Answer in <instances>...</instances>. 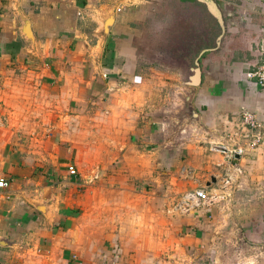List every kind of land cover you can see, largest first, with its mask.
<instances>
[{"label":"crops","instance_id":"crops-1","mask_svg":"<svg viewBox=\"0 0 264 264\" xmlns=\"http://www.w3.org/2000/svg\"><path fill=\"white\" fill-rule=\"evenodd\" d=\"M263 58L264 0H0V264H264Z\"/></svg>","mask_w":264,"mask_h":264},{"label":"built area","instance_id":"built-area-1","mask_svg":"<svg viewBox=\"0 0 264 264\" xmlns=\"http://www.w3.org/2000/svg\"><path fill=\"white\" fill-rule=\"evenodd\" d=\"M247 77L253 79L257 86L264 91V58L255 69L251 70L247 74ZM241 119L242 130L246 131L244 137H246V139L251 142V146H257L261 141L262 133L264 134V127L260 125L258 118L251 112L244 111L242 113ZM211 149L222 153L229 161L235 159L236 156H243L246 152L245 148L238 145H212ZM68 171L70 173H74V167H68ZM6 186L7 183L5 181H0V188ZM194 196L202 203L210 201V197L203 189L196 191Z\"/></svg>","mask_w":264,"mask_h":264}]
</instances>
